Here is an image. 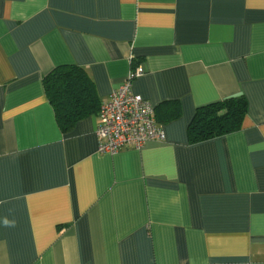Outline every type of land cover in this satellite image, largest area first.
I'll list each match as a JSON object with an SVG mask.
<instances>
[{
    "label": "crops",
    "instance_id": "1",
    "mask_svg": "<svg viewBox=\"0 0 264 264\" xmlns=\"http://www.w3.org/2000/svg\"><path fill=\"white\" fill-rule=\"evenodd\" d=\"M60 65L98 106L141 66L131 91L180 114L100 153L98 112L57 124ZM235 96L240 128L188 143L196 109ZM0 264H264V0H0Z\"/></svg>",
    "mask_w": 264,
    "mask_h": 264
},
{
    "label": "trees",
    "instance_id": "2",
    "mask_svg": "<svg viewBox=\"0 0 264 264\" xmlns=\"http://www.w3.org/2000/svg\"><path fill=\"white\" fill-rule=\"evenodd\" d=\"M42 83L63 132L70 130L77 120L98 112L99 101L93 82L82 67L57 66L43 76ZM154 109L158 123L170 122L180 114L176 100H165ZM245 113L246 100L243 96L198 107L186 128L188 143L194 144L237 131Z\"/></svg>",
    "mask_w": 264,
    "mask_h": 264
},
{
    "label": "built area",
    "instance_id": "3",
    "mask_svg": "<svg viewBox=\"0 0 264 264\" xmlns=\"http://www.w3.org/2000/svg\"><path fill=\"white\" fill-rule=\"evenodd\" d=\"M143 74L133 68L125 80L109 93L98 109L95 129L97 150L113 154L123 148L141 149L147 142L164 141L165 131L155 118V107L131 91L132 81Z\"/></svg>",
    "mask_w": 264,
    "mask_h": 264
},
{
    "label": "clouds",
    "instance_id": "4",
    "mask_svg": "<svg viewBox=\"0 0 264 264\" xmlns=\"http://www.w3.org/2000/svg\"><path fill=\"white\" fill-rule=\"evenodd\" d=\"M8 223V221L7 220H5V224H7Z\"/></svg>",
    "mask_w": 264,
    "mask_h": 264
}]
</instances>
